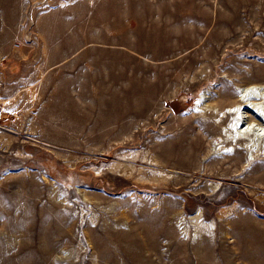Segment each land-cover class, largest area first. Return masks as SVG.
Returning a JSON list of instances; mask_svg holds the SVG:
<instances>
[{"label":"rangeland","instance_id":"1","mask_svg":"<svg viewBox=\"0 0 264 264\" xmlns=\"http://www.w3.org/2000/svg\"><path fill=\"white\" fill-rule=\"evenodd\" d=\"M250 83L264 0H0V264H264Z\"/></svg>","mask_w":264,"mask_h":264},{"label":"bare ground","instance_id":"2","mask_svg":"<svg viewBox=\"0 0 264 264\" xmlns=\"http://www.w3.org/2000/svg\"><path fill=\"white\" fill-rule=\"evenodd\" d=\"M256 84L261 85L250 83L238 89L235 103L224 107L219 114V122L225 123L218 125V130L223 136L217 138V143L220 144L223 141L229 143L227 145L229 148H225V152L244 149L247 152L246 161L255 159L256 156L264 153V91H259ZM203 99L204 96L199 94L191 104V110H197L204 103ZM221 216L222 212L219 213V217ZM190 218L197 229L203 230L205 219H203L201 209L191 214ZM207 224L211 227L214 225L212 221L211 223L208 221Z\"/></svg>","mask_w":264,"mask_h":264}]
</instances>
